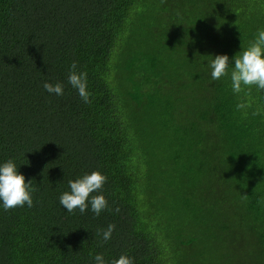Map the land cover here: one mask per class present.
<instances>
[{"label":"trees","instance_id":"16d2710c","mask_svg":"<svg viewBox=\"0 0 264 264\" xmlns=\"http://www.w3.org/2000/svg\"><path fill=\"white\" fill-rule=\"evenodd\" d=\"M260 30L264 0H0V165L37 189L0 201V264H264V90L210 67ZM96 170L108 208L68 212L69 181Z\"/></svg>","mask_w":264,"mask_h":264},{"label":"clouds","instance_id":"9594fccd","mask_svg":"<svg viewBox=\"0 0 264 264\" xmlns=\"http://www.w3.org/2000/svg\"><path fill=\"white\" fill-rule=\"evenodd\" d=\"M243 47V45H242ZM234 65L230 62L227 54H221L214 57L210 62L211 79L219 80L222 77L230 75L232 91L236 94L241 93L246 88L251 89L255 86L258 90H264V30H260L254 42L247 48L236 54ZM69 84L77 89L79 96L85 103H91L90 92L87 86V73L77 71V63L73 62L68 76ZM44 89L49 93L61 96L64 93V86L61 83L45 82ZM242 98L236 105L237 111H244L245 117L248 115V109L253 107L252 101ZM253 116L264 114V108H256L251 113ZM108 177L99 170L91 174H85L81 178L69 181L70 191L64 192L59 203L67 209L68 212H74L79 209L80 213H85L89 204L95 215L108 208V200L103 194L98 193L103 188ZM37 189L32 185V181H26L24 174L20 173L13 160H8L0 165V201L3 202L4 210H10L17 207L33 206L32 193ZM115 211L119 212V208ZM114 224H109L106 230L102 231L103 241L111 239L115 230ZM98 234L100 231L98 230ZM95 264H106L102 254L94 256ZM111 264H134L133 258L127 255H121L114 259Z\"/></svg>","mask_w":264,"mask_h":264}]
</instances>
